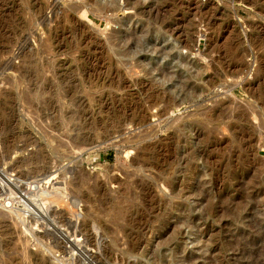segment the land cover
<instances>
[{
  "label": "rangeland",
  "instance_id": "374dc122",
  "mask_svg": "<svg viewBox=\"0 0 264 264\" xmlns=\"http://www.w3.org/2000/svg\"><path fill=\"white\" fill-rule=\"evenodd\" d=\"M155 260L264 264V0H0V264Z\"/></svg>",
  "mask_w": 264,
  "mask_h": 264
},
{
  "label": "bare ground",
  "instance_id": "6f19581e",
  "mask_svg": "<svg viewBox=\"0 0 264 264\" xmlns=\"http://www.w3.org/2000/svg\"><path fill=\"white\" fill-rule=\"evenodd\" d=\"M212 3H213V2H212ZM84 16H88V15H87V14H84ZM104 30H105V29H104ZM131 38H132V37H131ZM165 71L168 72L167 70H165ZM163 73H165V72H163ZM151 84H153V82H152ZM157 89H158V88H157ZM164 91H165V90H164ZM164 94H165V93H164ZM218 107H219V106H218ZM218 110H220V109H218ZM96 243H97V242H96ZM94 245H95V243H94ZM105 251H106V255H105V257L107 256V258H108L107 260L111 259L112 256H113V251H112L111 249H109V248L106 249ZM130 251H131V250H130ZM123 261H124V260H123ZM154 262H155V264L158 263L157 260H155Z\"/></svg>",
  "mask_w": 264,
  "mask_h": 264
},
{
  "label": "built area",
  "instance_id": "2783aa9c",
  "mask_svg": "<svg viewBox=\"0 0 264 264\" xmlns=\"http://www.w3.org/2000/svg\"><path fill=\"white\" fill-rule=\"evenodd\" d=\"M203 3L218 2V0H201Z\"/></svg>",
  "mask_w": 264,
  "mask_h": 264
}]
</instances>
